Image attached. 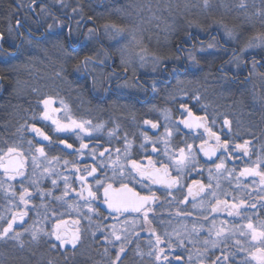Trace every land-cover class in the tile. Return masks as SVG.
<instances>
[{"label":"snow or ice","instance_id":"snow-or-ice-1","mask_svg":"<svg viewBox=\"0 0 264 264\" xmlns=\"http://www.w3.org/2000/svg\"><path fill=\"white\" fill-rule=\"evenodd\" d=\"M51 3L59 6L60 12L69 6L67 0ZM81 3L77 0L78 6L72 7V13L80 15L73 28L48 4L31 0L41 16H50L51 22L44 20L41 41L25 42L30 46L51 44L61 61L55 77L64 80V65L71 64L77 79L83 77L80 87L84 91L108 94L134 88L147 94L160 88L158 80L168 83L155 75L139 83V70L149 64L153 74L161 71L165 76L178 77L190 67L204 72V65L211 69L220 59L216 74L204 72L203 79L213 76L222 94L230 95H235L233 84L252 83L255 89L258 79V92L240 88L239 94L252 96L249 114L255 116L258 106L259 125L264 126V0L253 13L261 26L256 30L252 24L254 34L245 36L246 28L239 24L229 27L223 17L207 26L191 20L186 22L187 28L166 25L165 32L182 36L175 51L154 55L151 61L143 55L147 49L143 38L137 36L136 26L129 29L104 23L103 36L97 27H88L81 34V21L96 23L94 16L85 17ZM142 7L129 5L114 11L131 17L129 9L139 11ZM234 7L247 17V0H238ZM202 11L210 16L216 11L211 0H202ZM65 27L71 50L63 37ZM8 32H12L11 27ZM7 39L0 33V42ZM103 39L107 45L100 43ZM165 42H169L168 36ZM96 43H100L98 48H89ZM136 47L140 49L138 66L126 56ZM43 50L46 54L49 51ZM27 51L19 43L11 49L0 43V64L15 69L18 66L11 61ZM117 55L119 65L113 67ZM244 70L247 75L241 79ZM194 83H200V78H176L164 91L171 100L180 97L179 108L174 111L151 104L148 112L158 113V117L138 121L131 139L127 132L119 135L121 125L116 121L107 127L105 121L94 123L77 116L58 92L38 94L35 106L23 110L31 114L21 117L23 123L16 128L18 138H0V194L4 200L0 204V244L5 249L0 252V264H40L25 260L22 253L41 243L48 254L54 252L63 261L68 260L69 252L75 257L82 247L98 245L107 258L105 264H125L129 251L141 261L145 255L150 257L148 264H264V127H259L257 135L252 131L257 127L255 122L246 126L228 112L209 113L210 105L203 102L199 88L190 87ZM184 97L195 103L190 105ZM237 103L247 106L243 99ZM132 115L135 120V112ZM253 139L258 145H253ZM117 140H122L120 146H115ZM143 233L149 234L147 252L141 246ZM25 236L29 237L27 242ZM47 264L58 262L48 259Z\"/></svg>","mask_w":264,"mask_h":264},{"label":"flooded vegetation","instance_id":"flooded-vegetation-1","mask_svg":"<svg viewBox=\"0 0 264 264\" xmlns=\"http://www.w3.org/2000/svg\"><path fill=\"white\" fill-rule=\"evenodd\" d=\"M85 1L92 3L93 5H90V7L92 6V8L97 10L84 11L85 17L87 15L94 16V18L96 19V23L93 24L92 22L85 19L83 24L84 28L83 30H80V33L82 34L83 31L88 27H97L101 35L100 30L103 24V20L101 19L98 21L95 15L97 13H101V10H99V8H101L103 4H105L104 8L106 9V7L110 8L109 6H115L119 0H100L99 2L95 0ZM52 12H54L61 20L65 21L67 24L70 23L73 27L74 23L72 20L69 21L67 15L64 16L62 14L56 13L55 11ZM28 15L30 24L23 20L19 24L16 22L15 25L17 27V30L19 27V30L15 35V39L17 40L16 43L21 44L23 48L27 49V53L24 56H18L16 57V59L11 61L12 64L18 66L15 69L8 68L6 65L0 64V76L5 77V79L0 80V138H18V134H16V128L20 123H23L21 117L31 114L30 111L26 114L23 110L29 109L30 105L35 106L38 94L45 93L55 94L58 92L59 95L72 106L73 111L77 116H83L86 119H92L94 123L105 121L107 122V127H113L114 124L112 123V121L118 122L121 125L119 135L123 136L125 132H127L130 139L132 138V133L136 132L138 121H142L146 118L156 119L158 117V113H149L148 108L153 103H156L160 107H163L160 104L162 97L159 95V92L155 95L151 94L150 92L145 94L144 92L138 91L134 88L113 90L108 94L96 92L91 89H89L88 91H84V89L80 87V85H83L84 83L83 77L77 79L78 74L73 72L71 64L64 65V80L55 77V73L57 71H60L61 68V61L57 58L59 54L56 53L51 48V46H39L46 43H41L37 46H29L25 42L27 39H31L34 42L41 41V34L44 32V28L46 27V24H44V22L41 23V19L39 18V14L37 11H29ZM4 16H12V12H0V19H4ZM13 16L15 21H18L17 10L14 11ZM34 21H38L39 23H33ZM1 25H3V22L1 23ZM5 29L6 28H2L1 33L7 36L8 39L6 42L0 43H3L4 47L10 49L14 48L15 46L10 45V41L12 39L9 36L11 35H8V31H4ZM181 36V33L176 36L174 35L171 42L164 46H143L147 49L146 55L149 57H153L154 55H167L170 51H175L174 46ZM63 37L67 41L66 47L71 50V41L67 40L68 29L63 32ZM202 38L206 39V37L203 36ZM72 39L74 40L73 36ZM81 40H83L82 35ZM100 43H103L105 45L102 40L100 41ZM100 43L90 44L89 48L94 50L95 48H98L100 46ZM190 43L191 42L189 41L187 44H185V47H187ZM44 48L49 49L47 54L44 52ZM40 50L43 53V58L41 61L40 57H42V55L38 52ZM134 50H128L126 52V56L132 60L134 65L138 66L139 62H137L135 59ZM218 55L223 59H227V55L223 53H219ZM29 57H31V59H29ZM113 59L115 63L112 66L117 67L119 65V56L117 55ZM24 61L26 62L25 65H23ZM219 63L220 59L215 60L211 69H209L207 65H204V72L211 71L212 73L216 74V66H218ZM168 66L171 67V63H169ZM204 72L189 68L188 71L179 73L178 77H170L166 85L162 80H158V83L160 84L159 89L163 91L165 88H171V86L175 84L176 78L195 80L197 77H199L200 83H194L190 87L199 88V91L203 93V102L210 105L209 113H211L213 110L228 112L231 118H233L234 120H240L246 126L249 124V122H255L257 127L252 128V131L258 135L259 127H264L259 125V107H255V111L257 114L255 116H251L249 113L253 110L252 96L246 93L244 97H241L239 94V89L247 88L250 91L258 92L259 80L257 79L255 81L257 85L255 89H253L252 83L241 85L237 82L232 86L235 95H230L227 93L222 94V89L217 86L218 81L214 79L213 76H208L206 81L203 79ZM189 73H194V75H189ZM130 74L131 70H129V75ZM244 75H247L246 70L242 72L241 79ZM152 76L153 74L151 73L150 66H146V68L139 70L136 79L139 81V83H145L149 81ZM33 88L37 89L38 91L34 93L32 91ZM140 97L146 98L141 99ZM240 99L244 100L245 105H247L246 107L241 106L239 103H237V101ZM179 100L180 97H177V103L175 105L174 111L175 109L179 108ZM184 100L190 105L195 103L188 97H184ZM78 105L79 107H77ZM125 105H128V107H125ZM167 106L172 107L170 102ZM133 112H135V120L133 119ZM159 122L161 124L164 123L162 119ZM106 130L107 128L105 129V131ZM160 131H163V128H161ZM217 131H219V128H217ZM138 135L139 133L137 132V136ZM245 138L252 139V137L248 135H246ZM138 143L139 140H137V145ZM252 143L253 145H258L259 141L253 139ZM121 144L122 140H117L115 142V146H120ZM204 179L206 180V176ZM45 183H47V181H45ZM225 187H227L226 183ZM58 210L62 211L63 209ZM31 215L34 219L35 213L33 212ZM163 215L167 218L166 213H164ZM29 223H31V220H29ZM85 224H87L86 221ZM148 235V233H143L141 238V246L145 252L148 251V246L146 244ZM28 239L29 237L25 236L26 242ZM189 247H191V245H189ZM32 251L36 252L35 256L32 255ZM32 251L25 249L22 253V256H24L25 259L30 260L36 259V257L53 259L54 261L58 262V264H105V261L107 259L102 255V246L98 245H93L91 248H87L86 246L82 247V249L77 253L75 257H73L71 255V252H69L67 261H63V259L57 256L54 252L51 255L48 254L46 252V245H44L43 243H41L39 246H32ZM239 259L240 256L237 255L236 260ZM149 260L150 257L145 255L141 261L140 257L133 256L132 252L129 251V256L126 259L125 264H133V262L148 264Z\"/></svg>","mask_w":264,"mask_h":264},{"label":"rangeland","instance_id":"rangeland-1","mask_svg":"<svg viewBox=\"0 0 264 264\" xmlns=\"http://www.w3.org/2000/svg\"><path fill=\"white\" fill-rule=\"evenodd\" d=\"M99 2L100 0H95ZM43 3L48 4L51 11H55L56 13L72 16L73 19V28L76 27L75 21L80 20V15L78 13H72V7H77V0H67V4L69 5L67 8H64L63 12L57 11L59 6H53L51 3V0H42ZM5 0H0V10L4 7ZM211 3L213 5L214 11L211 16L209 13L202 11V0H119L115 6H109L110 8L106 9L105 4L99 10H101L99 16L97 14L95 15L96 18L99 20H103L104 23H116L121 26H126L127 28L131 29L134 26L138 27L137 36L143 38V46H164L171 42L174 35L180 34L179 32L176 34H173L171 32H165V26H173L175 24L176 27L183 26L184 28H187V21L191 20L194 22H199L204 26H207V24L212 23L213 19H221L223 17V22L228 23L229 27H232L231 24H233L237 20H241L242 24L245 26H252V24L258 23L259 17L253 16V13H255L260 7H261V0H247L248 4V15L245 17L243 14H241L240 10H237L234 6L238 3V0H211ZM129 5H143V7L139 10H133L129 9V11L132 12L131 17H128L126 14L123 13H117L114 11L117 7H124L128 8ZM9 6L10 8L6 9V12H12V16H6L4 19L6 20L5 23H3L2 28H6L4 31H8L9 27H11L12 32L8 35L11 39L15 37L17 31V27L15 19H14V11H18V21L22 22L23 20L28 22L30 24V20L28 18L29 11H37L39 14V18L41 19V23L44 22V20H47L48 22H51V17H42L39 8L36 7V5L31 4V0H9ZM79 6L83 7L85 10L83 4H80ZM231 9V11H229ZM87 10L97 11L96 9L92 8V6L87 7ZM235 12L234 15L230 14V12ZM20 18V20H19ZM85 21V20H84ZM84 21H81V24H84ZM66 23V22H65ZM67 24V23H66ZM102 24V25H103ZM84 26V25H83ZM84 27H81L80 30H83ZM67 30V27L63 29V32ZM87 29L83 31L86 32ZM101 36H103V27L101 26ZM189 31H192L195 33L196 29H189ZM182 34V33H181ZM169 37V42H165V37ZM203 36V35H202ZM74 39L76 38L75 33L73 34ZM16 39L10 41L11 46H15ZM105 45L108 44V41L106 39L102 40ZM87 43V42H85ZM30 46V45H29ZM37 46V45H36ZM39 46H51L50 43L41 44ZM42 57H40V61L43 58V53L38 51ZM136 52V53H135ZM139 47H136L134 50L135 59L137 62H139L138 55L139 53ZM143 55L146 56V59L151 61L152 57H149L146 55V53H143ZM26 62H23V65H25ZM150 66V64L148 65ZM4 200L2 198V194H0V204H3ZM5 249L2 244H0V252H3ZM24 259L25 257L22 256ZM30 260V259H25ZM47 258L42 257H36V259H31L33 262L39 261L40 264H47Z\"/></svg>","mask_w":264,"mask_h":264},{"label":"clouds","instance_id":"clouds-1","mask_svg":"<svg viewBox=\"0 0 264 264\" xmlns=\"http://www.w3.org/2000/svg\"><path fill=\"white\" fill-rule=\"evenodd\" d=\"M191 69H193V70H195V68L194 67H190ZM152 73V72H151ZM153 74V73H152ZM153 75H155V76H157V77H160V78H163V79H169L170 78V76H165L164 75V73L163 72H161V71H157L155 74H153ZM206 91V90H205ZM159 92V95L162 97V99H161V101H160V104L163 106V107H168L167 105L169 104V102L171 103V105H172V107H170V108H172V109H174L175 108V105H176V103H177V100H171V99H169V98H167V96H166V93H165V91L163 90V91H161L160 89H157V91L155 92V93H151V94H153V95H155V94H157ZM199 94L200 95H203V93L202 92H200L199 91ZM141 99H144V98H146V97H140ZM215 111H217V112H221V111H218V110H215ZM221 113H223V112H221ZM137 147H138V145H137ZM178 195H179V193H178ZM162 199H163V197H162ZM97 206L98 207H100V208H102L103 206L101 205V204H99V202H97ZM87 226V225H86Z\"/></svg>","mask_w":264,"mask_h":264},{"label":"trees","instance_id":"trees-1","mask_svg":"<svg viewBox=\"0 0 264 264\" xmlns=\"http://www.w3.org/2000/svg\"><path fill=\"white\" fill-rule=\"evenodd\" d=\"M81 4H83L84 6H86V7H84L85 8L84 11H87V7H89L90 5H93L92 3L86 2L85 0H82V3ZM8 8H10V6H9V0H5L4 7L0 10V12H6V9H8ZM230 14L234 15L235 12L234 11L233 12H230ZM2 22L5 23L6 20L5 19H0V25H1ZM236 24H239L241 27L247 29V32L245 33V36L254 34V30H253L252 26H250V27L245 26L244 24H242L241 20L235 21L233 24H231V26L236 25ZM1 27L2 26H0V33L2 32V28ZM260 27L261 26H260L259 20H258V23L256 22V24H255V29L256 30H259Z\"/></svg>","mask_w":264,"mask_h":264}]
</instances>
